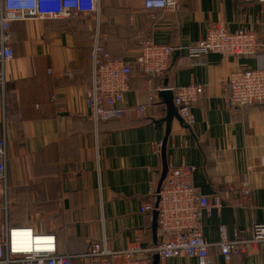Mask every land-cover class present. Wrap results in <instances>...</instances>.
I'll return each mask as SVG.
<instances>
[{
	"label": "crops",
	"instance_id": "1",
	"mask_svg": "<svg viewBox=\"0 0 264 264\" xmlns=\"http://www.w3.org/2000/svg\"><path fill=\"white\" fill-rule=\"evenodd\" d=\"M219 22L230 31H254L264 41V2L183 0L178 13H167L145 10L143 0H102L100 32L112 55L133 62L145 39L172 46L174 53L170 70L155 77L150 89L136 74L120 104L147 106L146 118L128 113L98 124L86 102L95 18L13 23L15 59L5 67L0 99V139L8 153L6 178L0 180V221L54 234L58 254L71 255L72 264H84L77 256L94 241L106 240L117 251L135 244L153 249L160 240L158 226L154 229L141 206L158 188L164 166L161 120L167 113L158 94L196 84L204 90L193 109L196 123L188 127L173 119L166 162L193 166L195 188L222 199V213L213 211L201 223L204 238L213 244L211 263L227 264L215 245L221 229L228 238L236 232L250 236L255 223H264V103L235 112L225 104L223 87L237 66H264V55L209 54L193 63L188 48ZM245 179L252 199L237 208L235 190ZM155 255L146 254L150 264ZM168 264L198 261L181 256ZM229 264H264V254L250 252Z\"/></svg>",
	"mask_w": 264,
	"mask_h": 264
},
{
	"label": "built area",
	"instance_id": "2",
	"mask_svg": "<svg viewBox=\"0 0 264 264\" xmlns=\"http://www.w3.org/2000/svg\"><path fill=\"white\" fill-rule=\"evenodd\" d=\"M183 0H143L145 10H161L178 13ZM264 2V0H259ZM93 16L97 22L91 51L92 70L90 84L86 90V102L92 120L98 124L123 119L128 113L139 119L146 118L147 106L121 107L124 95L130 90L136 74L144 78L146 88L152 79L165 76L171 68L174 48L159 45L151 39L142 40L139 53L133 62L108 52L100 34L102 0H0V99L6 87L5 67L15 59L12 47L11 26L17 22L47 20H74ZM190 59L199 63L209 54L224 57L264 55V41L254 31L239 29L230 31L226 24H212L201 40L188 48ZM68 77L72 73L66 74ZM223 89L226 106L239 111L264 103V66L250 68L237 66L228 76ZM174 104L188 127L196 123L193 109L199 106L204 96L203 87L196 84L173 90ZM156 98L150 97V103ZM7 142L0 139V180L7 174ZM249 171L251 169L249 168ZM195 168L182 165L168 166L166 178L160 192L153 188L148 199L141 206V213L153 221L158 212L157 226L160 240L153 249H142L138 244L126 250H113L108 242L94 241L86 253L77 256L84 264H150L146 254L159 256V264H168L172 258L181 256L195 258L198 264H212L211 247L202 234V219L219 215L223 202L219 196L208 198L194 186ZM235 207L247 206L252 199V186L245 179L235 190ZM159 197L158 208H155ZM221 239L215 245L227 264L234 258L250 252L264 254V223H255L252 234L246 236L236 232L228 238L222 228ZM24 241V244L21 243ZM137 253H145L142 258ZM71 255L58 254L57 238L54 234H39L31 227L10 226L0 221V264H72Z\"/></svg>",
	"mask_w": 264,
	"mask_h": 264
},
{
	"label": "water",
	"instance_id": "3",
	"mask_svg": "<svg viewBox=\"0 0 264 264\" xmlns=\"http://www.w3.org/2000/svg\"><path fill=\"white\" fill-rule=\"evenodd\" d=\"M160 99H163L165 105H166V113L167 116L161 120V123H165L166 124V138L163 141L162 144V155H163V160H164V166H163V172H162V177L161 180L159 182L157 191L160 192L164 183V180L166 178L167 175V171H168V165L166 162V148H167V142H168V136L171 133V125H172V121L173 119H178L181 124L184 125V121L181 118V116L178 113V110L174 104V95L173 92L170 90H163L161 92H159L158 94ZM158 203H159V197H157L156 199V204H155V208H158ZM157 218H158V212L157 210L154 211L153 213V224H154V229L157 228ZM153 264H159V256L155 255L154 256V262Z\"/></svg>",
	"mask_w": 264,
	"mask_h": 264
},
{
	"label": "trees",
	"instance_id": "4",
	"mask_svg": "<svg viewBox=\"0 0 264 264\" xmlns=\"http://www.w3.org/2000/svg\"><path fill=\"white\" fill-rule=\"evenodd\" d=\"M101 30V29H100ZM100 34L102 35V31L100 32ZM109 52V51H108ZM110 53V52H109ZM154 80V78L152 79ZM254 107V106H253ZM117 120H120V119H117ZM110 121H115V120H110Z\"/></svg>",
	"mask_w": 264,
	"mask_h": 264
},
{
	"label": "bare ground",
	"instance_id": "5",
	"mask_svg": "<svg viewBox=\"0 0 264 264\" xmlns=\"http://www.w3.org/2000/svg\"><path fill=\"white\" fill-rule=\"evenodd\" d=\"M22 244H24V241H21Z\"/></svg>",
	"mask_w": 264,
	"mask_h": 264
},
{
	"label": "rangeland",
	"instance_id": "6",
	"mask_svg": "<svg viewBox=\"0 0 264 264\" xmlns=\"http://www.w3.org/2000/svg\"><path fill=\"white\" fill-rule=\"evenodd\" d=\"M240 58V57H239Z\"/></svg>",
	"mask_w": 264,
	"mask_h": 264
}]
</instances>
